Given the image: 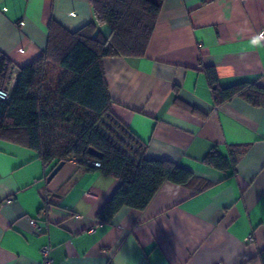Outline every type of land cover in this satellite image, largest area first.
Listing matches in <instances>:
<instances>
[{
    "label": "crops",
    "instance_id": "1",
    "mask_svg": "<svg viewBox=\"0 0 264 264\" xmlns=\"http://www.w3.org/2000/svg\"><path fill=\"white\" fill-rule=\"evenodd\" d=\"M92 20L87 0H0V54L17 72L45 51L50 21L75 32ZM260 31L264 0H164L144 57L103 60L112 115L143 157L191 171L203 191L165 183L143 212L98 224L118 180L68 160L47 182L51 164L0 139V264H42L44 247L49 264H262L264 108L216 107L203 72L264 89V47L249 43ZM214 146L239 149L235 173L202 163Z\"/></svg>",
    "mask_w": 264,
    "mask_h": 264
},
{
    "label": "trees",
    "instance_id": "2",
    "mask_svg": "<svg viewBox=\"0 0 264 264\" xmlns=\"http://www.w3.org/2000/svg\"><path fill=\"white\" fill-rule=\"evenodd\" d=\"M87 1L93 20L75 32L50 21L45 51L18 69L11 88L13 67L0 54V90L8 96L0 99V139L35 152L52 168L73 158L82 167L84 159L99 162L96 170L120 182L96 216L98 224L108 225L123 208L146 210L165 183L196 193L209 184L173 162L145 159L144 151L130 157L103 122L116 121L103 60L144 57L164 0ZM203 72L216 107L238 98L264 108V89L248 83L220 88L214 68L204 67ZM89 149L101 157L89 155ZM239 153L233 148L223 156L214 146L202 163L230 176L235 173ZM258 256L264 264V250Z\"/></svg>",
    "mask_w": 264,
    "mask_h": 264
},
{
    "label": "built area",
    "instance_id": "3",
    "mask_svg": "<svg viewBox=\"0 0 264 264\" xmlns=\"http://www.w3.org/2000/svg\"><path fill=\"white\" fill-rule=\"evenodd\" d=\"M11 72H12V75H11L10 83H11V80L14 82V78L16 76L15 70L12 69ZM10 83H9V87L11 88L12 86H10ZM7 97H8L7 93L0 90V99L6 100ZM103 122L104 124L107 125V127L114 134L117 135V137H119L120 143H121L120 146L123 147V150L127 155H129L132 158H134L135 156L142 155L144 148H145L144 143H142L133 134H131L122 124H120L118 121L110 122L107 119H104ZM71 161L75 164H78L79 162V160L74 159V158L71 159ZM81 162L85 167H89L92 169H98L100 167V163L97 161L84 159V160H81ZM30 224L36 229V231L40 230V227L38 226L35 220H31ZM50 251H51L50 247H44L41 249V255L43 257L42 264L50 263V257H49Z\"/></svg>",
    "mask_w": 264,
    "mask_h": 264
},
{
    "label": "clouds",
    "instance_id": "4",
    "mask_svg": "<svg viewBox=\"0 0 264 264\" xmlns=\"http://www.w3.org/2000/svg\"><path fill=\"white\" fill-rule=\"evenodd\" d=\"M242 31L243 30L236 33L237 37L242 35ZM249 43L252 47H264V31H260L256 35H254Z\"/></svg>",
    "mask_w": 264,
    "mask_h": 264
},
{
    "label": "water",
    "instance_id": "5",
    "mask_svg": "<svg viewBox=\"0 0 264 264\" xmlns=\"http://www.w3.org/2000/svg\"><path fill=\"white\" fill-rule=\"evenodd\" d=\"M88 154L95 157V158H100L101 154L98 153L97 151L93 150V149H89L88 150ZM64 162H60L58 163L49 173L48 177H47V182L51 181L52 178L56 175V173L60 170V168L63 166Z\"/></svg>",
    "mask_w": 264,
    "mask_h": 264
},
{
    "label": "rangeland",
    "instance_id": "6",
    "mask_svg": "<svg viewBox=\"0 0 264 264\" xmlns=\"http://www.w3.org/2000/svg\"><path fill=\"white\" fill-rule=\"evenodd\" d=\"M56 75H57V74H55V75L53 74V76H55V77H56Z\"/></svg>",
    "mask_w": 264,
    "mask_h": 264
}]
</instances>
